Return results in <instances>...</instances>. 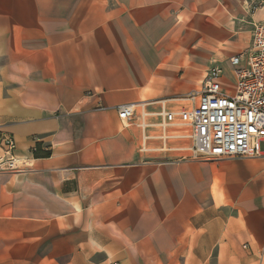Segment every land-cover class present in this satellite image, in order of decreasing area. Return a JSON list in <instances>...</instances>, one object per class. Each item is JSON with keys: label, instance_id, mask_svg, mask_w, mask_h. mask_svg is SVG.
I'll return each instance as SVG.
<instances>
[{"label": "crops", "instance_id": "obj_1", "mask_svg": "<svg viewBox=\"0 0 264 264\" xmlns=\"http://www.w3.org/2000/svg\"><path fill=\"white\" fill-rule=\"evenodd\" d=\"M263 22L264 0H0L23 165L0 170V264H264V157L143 153L117 111L178 110L214 64L233 81Z\"/></svg>", "mask_w": 264, "mask_h": 264}, {"label": "built area", "instance_id": "obj_2", "mask_svg": "<svg viewBox=\"0 0 264 264\" xmlns=\"http://www.w3.org/2000/svg\"><path fill=\"white\" fill-rule=\"evenodd\" d=\"M229 63L233 81L225 78L219 64L212 65L178 110L163 107L158 114H149L145 105L117 107L124 124L142 130L140 152L186 150L197 159L264 157V22L254 27L250 48ZM151 115L160 122L149 124ZM151 128H159L160 134L147 135ZM151 140L161 141L162 147H149ZM171 141L174 145L167 144ZM178 141L185 146H176ZM0 170H23L16 142L7 135L0 136Z\"/></svg>", "mask_w": 264, "mask_h": 264}, {"label": "trees", "instance_id": "obj_3", "mask_svg": "<svg viewBox=\"0 0 264 264\" xmlns=\"http://www.w3.org/2000/svg\"><path fill=\"white\" fill-rule=\"evenodd\" d=\"M34 153H35V155H36V156H38V155H39V147H38L37 149H35V150H34ZM45 155H46V156H49V155H50V153H49V152H47V153H45Z\"/></svg>", "mask_w": 264, "mask_h": 264}, {"label": "rangeland", "instance_id": "obj_4", "mask_svg": "<svg viewBox=\"0 0 264 264\" xmlns=\"http://www.w3.org/2000/svg\"><path fill=\"white\" fill-rule=\"evenodd\" d=\"M249 49V48H248Z\"/></svg>", "mask_w": 264, "mask_h": 264}]
</instances>
